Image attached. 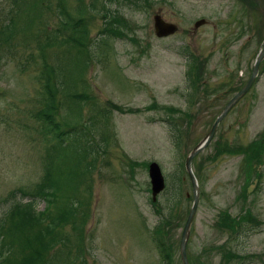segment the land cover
<instances>
[{
	"label": "rangeland",
	"instance_id": "1",
	"mask_svg": "<svg viewBox=\"0 0 264 264\" xmlns=\"http://www.w3.org/2000/svg\"><path fill=\"white\" fill-rule=\"evenodd\" d=\"M63 1L77 15V1ZM81 1L88 31L83 61L75 46L61 41L69 40V33L60 28L56 0H40L39 11V0H0V29L9 15L17 28L7 39L0 33V213L11 203L12 191L35 192L50 158L64 184L81 176L77 194L87 211L80 254L75 257L74 234L65 226L61 235L69 239L53 246L48 260L162 264L152 230L169 212V224L161 223L166 230L162 241L168 263L181 264L178 244L191 202L183 160L231 92L249 77L264 42V0H139L138 8L124 0ZM108 13L119 21L112 22L116 32L102 38ZM154 13L176 23L177 31L156 38ZM34 14L38 19L28 29L24 24ZM201 18L205 23L195 28L193 22ZM185 51L204 66L190 89L184 78ZM64 75L80 78L71 85ZM46 108L60 130L75 132L64 146L55 148L53 134L42 126L38 112ZM167 115L174 127L164 120ZM220 119L209 143L191 160L200 194L186 257L194 260L189 264H264V57L253 83ZM217 143L251 144L256 152L261 147L259 161L253 157L246 163L245 155L235 151L216 156ZM152 160L161 166L168 186L153 204L147 177ZM174 175L176 200L168 209ZM33 199V209L41 210L43 199ZM220 211L232 217L249 211L259 224L245 220L235 231ZM228 251L252 254L253 259L223 258Z\"/></svg>",
	"mask_w": 264,
	"mask_h": 264
},
{
	"label": "trees",
	"instance_id": "2",
	"mask_svg": "<svg viewBox=\"0 0 264 264\" xmlns=\"http://www.w3.org/2000/svg\"><path fill=\"white\" fill-rule=\"evenodd\" d=\"M76 1L77 6L75 7L74 12L77 13V15L74 16L68 10H66L63 0H56V12L60 17V28H62V31L67 30L69 33V40L61 41L63 43L66 41L70 42V47L73 50L75 49V46L77 48V52L81 54L80 60L83 61L84 59L82 50L85 45V41L88 38V31L86 25L84 24V18L82 15L84 12L82 1ZM124 1L129 2L135 8L139 7V0ZM143 1L144 3H148L149 0ZM150 1L153 2L154 0ZM35 7L37 8V11L41 9L40 0L39 3L35 5ZM19 8L20 4L17 1L15 13L19 12ZM106 16L109 19L104 22L105 27H103L104 34L101 35L102 38H105V35L108 33H115L116 28L112 25V22L119 21V18L113 15V13H108ZM37 19V14H34L32 17L27 19L24 25L29 29L33 25L34 21H37ZM15 29L17 28L16 26H13L11 17L9 21L1 27L0 33L4 34L5 38L7 39L16 32ZM45 33L47 32L45 31ZM200 68L201 65L198 63V59L193 58L192 55H189L186 59V80L190 81L191 84L192 82L194 84L192 78L196 79L199 76L197 75V72L200 70ZM43 78L47 80V76H44ZM65 78L66 81L72 85V83H74L76 79L80 78V76H65ZM44 88L48 91V99L52 100L53 90H50L48 81L44 82ZM75 96L77 97V95ZM164 109L169 113L176 112V110L172 108L167 109L164 107ZM45 110L38 112V116H40L42 119V126L44 130L46 129L47 132H51L53 134L52 136L56 140L55 148L64 146L63 142L65 139L71 134L74 135L75 132H73V130H60L57 122L53 119L51 111L48 110V108ZM184 115V118L189 116L186 114ZM167 116V124L174 127L172 116ZM81 135L82 133L76 134L77 137H81ZM259 144L262 145L263 141H261ZM214 147L216 156H219L221 153L231 154L233 151H235L236 153L241 152L245 155L246 163H249L253 157L259 161V152L261 147H258L259 152L252 150L251 144L242 148L228 143L224 144L223 146H218L217 143V145ZM48 162L49 168L47 169V173L45 174L43 180L39 183V189L35 192L43 199L45 203L44 207L41 210L35 211L33 209V200L22 202L21 199L18 198L14 199L12 203L4 210L5 215L3 214V216H0V264H59V261L56 257L52 259L50 258L48 260L46 256L48 252L52 250L54 245L57 243H62L65 239H69L68 236L61 235V229L65 226H69L72 234H74V241L75 244H77L76 255L80 254L79 245L83 235L85 211H79L76 208L71 207L68 203V200L78 198L77 184L80 180H82V178L80 175L76 174L75 180L72 179L67 184H64L61 181V178L58 176L57 168L53 167L51 163L52 160L50 158ZM65 188H67L66 194L71 196L65 194ZM11 197L14 198V195L12 194ZM80 202L81 201L78 200V206L81 205ZM225 217L227 216L225 215ZM225 217L224 219L228 218ZM229 219H231L234 223L233 228H236L239 225V220L254 221V218L248 212H246L245 216H239L236 219ZM160 220L161 221L153 229V241L158 247L162 264H169L167 260L168 254L162 241V235L164 236L166 234V230L163 231L161 224L163 219ZM167 222H169L168 219H165L164 225ZM254 224L257 225L259 222L254 221ZM222 256L223 258L228 257L235 262L252 260L253 257L252 254L240 255L238 253L229 251L223 253Z\"/></svg>",
	"mask_w": 264,
	"mask_h": 264
},
{
	"label": "water",
	"instance_id": "3",
	"mask_svg": "<svg viewBox=\"0 0 264 264\" xmlns=\"http://www.w3.org/2000/svg\"><path fill=\"white\" fill-rule=\"evenodd\" d=\"M201 22L202 21L196 22L195 26H197ZM152 25H153L154 33L157 36H164L166 34L174 32L176 29L173 24L163 22V20H161L160 17L157 15H153ZM263 56H264V44H263L262 48L258 51L257 55L255 56V59H254L253 65H252V69H251V74H250V77L247 80V82L244 84V86L239 91H237L226 102V104L223 106V108L221 109L218 116L214 119V121L211 124L207 133L203 136L202 139H200L196 143V145L188 152V154L185 157L184 167H185L187 176H188L190 184H191L192 203H191L189 210L187 212V216L185 218V221H184V224H183V227L181 230L180 240H179V255H180V260H181L182 264H188L186 261V257H185V243H186V239L188 236V231H189L191 219H192L194 211H195L196 202H197V191H198L195 177H194V175L191 171V168H190V160L195 153H197L199 150H201L208 143V141L210 140V138L212 137V135L214 133V130L216 128V125H217V122L219 121V119L233 105V103L241 96V94L248 88L251 81L253 80V78L256 75L258 63ZM147 174H148L149 183H150L151 199H154L155 194L157 192H159L163 187L162 176L160 174L159 168H158L156 163H154V162L149 163L148 169H147Z\"/></svg>",
	"mask_w": 264,
	"mask_h": 264
}]
</instances>
